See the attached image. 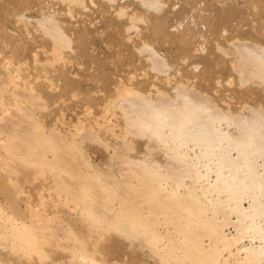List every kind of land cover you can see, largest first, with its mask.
I'll return each instance as SVG.
<instances>
[{
  "label": "rangeland",
  "instance_id": "obj_1",
  "mask_svg": "<svg viewBox=\"0 0 264 264\" xmlns=\"http://www.w3.org/2000/svg\"><path fill=\"white\" fill-rule=\"evenodd\" d=\"M75 1L53 0L49 1L52 2L49 6L45 0H0V121L2 122L0 123L2 124L0 125V164L9 170L10 177L5 183L10 182L9 185H12L10 189L13 196L10 199L5 198L4 189L6 185L1 184L3 175L0 174L1 224L10 225L13 223L21 228L26 224L27 227L25 226L23 229H26L25 231L31 238L34 237L31 239L32 243H28L29 248L27 245V248L24 249L25 254L21 253L23 256L20 254L18 259L13 258L9 252L0 253V264H82L84 262L80 263L73 257V251L76 248L78 249L75 252L80 254L81 252L78 251L81 250L86 254L84 255L88 264L93 261H97L98 264H164L167 260L162 262L164 260L160 258L166 257L165 254L168 250L166 248H169L166 247V244L169 246L170 241L168 232H165L166 227L169 226L163 223L166 222L167 215L160 208L151 209V221L154 222L152 225L155 230L158 229L156 232L159 235L155 232L157 235L151 234V236L153 235L152 239L145 237L147 240H154V236H159L157 238L161 241L152 243L156 248L146 246L144 242L146 239L143 237L139 238L140 243L138 245L135 244L128 234L120 232L112 225H107V222L104 221L110 222V220L103 219V213L98 219L99 221L93 217L91 220V216L88 217L86 213L96 208L90 207L91 205H88L90 202L86 203L88 200L82 198L80 200L78 195L75 198V192L65 188L66 184L61 182L63 176L58 174V171L63 167L62 165L60 169L57 166L58 168L55 170H50L52 163L49 166V161L52 162L53 155L50 153L44 155L49 162L48 164L43 159L44 157L42 158V153V155L38 153L39 156L36 153L31 155L34 157L35 154L43 161L45 160L47 165L39 158L38 161L36 157V161H33L34 159L31 157L32 160L30 158L29 160H17L10 156L5 148L9 135L5 129H2V126L6 121L7 123L10 122L11 117L13 120L14 118L18 120L21 117L26 118L25 120L29 119L30 125L34 124V127H38L39 131L41 129L46 135L51 132L55 136H53V141H57L56 138L58 139L57 142L62 139L60 141L68 147L70 155L80 158L81 174L92 177L100 173H110L112 181L119 180V182L124 183L130 178L128 179V175L124 176L122 171H130L131 168L129 169V167L133 163L132 159H134L133 167L139 170L141 175L138 174L137 176V172L131 178V182L134 184L131 189H134L133 192L130 191L132 194L137 193V189L145 181V177L141 178L147 177L149 172L148 181L154 177L150 181L155 185L159 184V188L166 186V188L162 187L163 189H161L170 193L171 188H176L171 178L172 174L180 172L186 175L187 172L188 174L190 172L193 177L195 176V180L193 182L188 181L189 183L186 184L188 187L186 185L179 187L180 190L175 191L179 192L177 195L188 193L189 189L197 191V196L200 197V205L209 206L205 213L207 218H210L211 215L214 216L213 212L218 213L216 220L222 223L220 228L223 233L226 232L228 235L243 238L238 246H250V244L263 246L264 239L259 235L261 234L260 229L264 226L263 219L259 215L260 219L258 216L256 217L257 214L252 215V218H246L245 224L243 225L244 222H242L241 225L245 230L241 232L243 236L238 231L240 226L236 225L241 220H238V213L232 208L238 200L245 208L246 212L244 213H253L252 210L257 204L260 201L264 202V197L259 198L260 193L255 194L256 190L253 191V188L245 186V189H248L244 193L242 191V194L239 193L241 195L238 194L237 199L233 201L226 192L219 193V187L228 186L224 181L219 180L220 185L217 176L219 177L224 172L221 176L230 180L232 175L238 174L232 170H235L236 164V166H241L244 163L243 154H238L239 147L242 144L243 147L244 145L247 146L248 143L246 145V143L241 142L237 136L246 135L248 133L246 129H249L250 134L255 137L258 134L261 135L259 137H262L261 139L254 138L257 141L254 144L256 146L254 149L257 148V143L259 146L256 150L259 151L261 146L264 149V113H261L264 110V0H237L242 6L239 8L236 4L233 5V7L236 6L234 7L235 11L227 18L226 22L220 25L219 29L220 32L224 26L230 28L229 32H223L228 34L227 38L229 39L226 37L221 39L219 46L217 45L213 49L211 46L215 42L214 39L210 45H207L205 49L208 50V53L205 55H210L211 63L202 61L198 71L191 68L193 64L197 63V33L192 30L187 31L186 36L189 42L188 46L185 47L183 44L175 42L178 38L173 40L172 37L159 34L154 22L158 19V14L163 13L167 16L165 21L167 29H174L173 25L170 26L174 20L177 17L182 18L190 9H194L199 0H186L184 7L176 10L177 12L171 10L172 0ZM120 8H126L128 13L125 12L124 14ZM254 22L258 24V30L263 33L260 37L256 34L249 35L251 31L249 29ZM235 26H239V31L235 30L234 32ZM174 33L179 36L178 31ZM250 41H253L252 44H247ZM183 58L184 60L190 59V62L194 60L195 63H183ZM205 64L207 67L204 70ZM126 93H133L139 97L138 108L126 98ZM197 94L199 97L201 96L200 101L199 98L196 99ZM170 98L171 105L169 103V106L171 108L169 110L171 112L166 111L168 117L162 122L161 127L163 129L160 128L161 132L158 134L154 127L145 122L144 116L147 117L148 114L143 113V110L151 112L158 108L161 109L165 107ZM193 99L198 100L197 102L201 104L200 108L206 112L205 114L197 113L193 116L194 119L189 118L185 126L187 129L184 128L189 131L185 132L179 129L182 114L178 115L176 111L177 108L183 106V100L184 103L186 100L185 104H187L194 103ZM143 104L147 105L148 110ZM152 105L156 106L152 107ZM157 106H161V108H157ZM16 111H19L20 115ZM8 113H11V116ZM12 113L17 115L13 114V116ZM7 115L10 116V119L6 117ZM16 117L19 118L16 119ZM29 120L27 121L29 122ZM31 122L33 123L31 124ZM7 123L5 125H8ZM239 131H241V135ZM198 132H200V138L210 137L215 133L219 134V137L209 148V146H204L196 140L195 135ZM260 140H262L261 143H259ZM262 149L261 153L255 150L259 154L254 155L255 157L252 159L254 163L256 162L253 163L255 169H258L260 173H264V152ZM178 153H181L186 159L183 161L178 158L179 160H177L175 155ZM225 156L229 160L237 159H234V162L237 163H234L233 168L225 166L226 170L221 169V160H224ZM127 160L131 163L129 164ZM40 161L43 163L40 164ZM135 161H141L142 164L137 163L138 168H136ZM43 164H45L44 167ZM63 168L66 169L67 167L64 166ZM186 169L188 170L186 171ZM243 169L244 172H241ZM66 170L73 173L74 169L68 167ZM242 170H240L241 173L247 171L245 168ZM51 176L53 179L59 180L57 182L52 181L50 184L45 179L52 178ZM161 177L165 178L162 179ZM92 186L90 185V190L94 194L91 195L95 196L98 194L95 192L97 187ZM110 189L112 192L115 190L113 194L104 193V197L101 194L102 197L100 196L99 202L103 200L101 203L106 204L108 201L106 206L109 207L111 204L112 210L110 207L109 209L112 212L118 211L120 213L122 210L126 212L127 208L121 207L117 200L116 203L109 202L111 198L110 201H113V198L120 193L122 197L126 194L120 188L115 189L111 186ZM200 189L207 190L202 192L205 194H202ZM172 192L174 193V195L171 193L173 196L170 193H160L162 197H170L171 200L177 202L176 193ZM108 196L110 197L109 200ZM129 196H126L125 199L128 197L127 200H131ZM143 198L139 199L140 205L143 201L147 202L146 197L145 200ZM135 202H137L136 199ZM13 203L18 204L17 210H15ZM254 204L256 205L254 206ZM149 205V203H145L141 207L146 210L147 208L150 209ZM216 207L219 208L216 209ZM155 210H157L156 213ZM37 217L43 219V223L55 224L54 228L51 226L52 228L48 230L51 229L49 232L51 234L52 231L55 232L53 236L46 233L47 238L44 237L47 231H43L44 235L41 234L40 229L37 231L36 225H34ZM41 219L40 221H42ZM253 220L255 221L253 222ZM157 221L159 222L157 223ZM169 228L173 230V227ZM172 232L176 235V232ZM256 235L260 236L259 239ZM67 236L70 237V240L65 238ZM206 236L203 237L207 241L208 236L207 238ZM57 240L59 243L56 242ZM34 243L40 245V251L35 250L36 252H33L31 250L35 246ZM73 243H75L74 246ZM173 243L175 246L171 245V249L176 247L177 241ZM177 247L172 250L175 255L181 256L183 254L181 253L182 248ZM149 248L151 251L158 250L150 254L148 253ZM233 250H237L235 246ZM155 252L161 253V256ZM226 254L229 255L227 252L224 254L223 257L227 258L222 259L221 264H236L238 261L236 257L243 255H229V257ZM77 259H79V255ZM165 259L170 260L168 257ZM172 259L168 264H176V261ZM26 260H28L27 263ZM74 260L75 262H73ZM237 264L241 263L238 261Z\"/></svg>",
  "mask_w": 264,
  "mask_h": 264
},
{
  "label": "bare ground",
  "instance_id": "obj_2",
  "mask_svg": "<svg viewBox=\"0 0 264 264\" xmlns=\"http://www.w3.org/2000/svg\"><path fill=\"white\" fill-rule=\"evenodd\" d=\"M46 1V4H48L49 6H50V3H52V2H49V1H53V0H45ZM60 1V0H59ZM65 1H69V2H73V1H75V0H64V2ZM168 1V0H167ZM44 2V1H43ZM63 2V3H64ZM76 2V1H75ZM78 3V2H77ZM186 3V0H176V1H173L172 0V2H171V4H170V6H171V10L173 11V12H177L178 10H180V9H182L183 7H184V4ZM203 3V4H202ZM46 4H44L45 6H46ZM80 4V3H79ZM237 5L239 8L242 6L241 5V3H240V1H237V0H199V2L198 3H196V7L194 8V9H190L189 10V12L186 14V15H184L182 18H178L177 17V19H175L174 20V23H172L170 26H174V29H171L170 30V28L169 29H167V27H166V24H165V21L167 20V16L165 15V14H158V19L154 22V25H155V27L159 30V34H163V35H166L167 37H172L171 39H173V40H175V39H177L178 38V40H175V42H179V43H181V44H183L185 47L186 46H188V42L189 41H187L188 40V37L186 36V34H187V31L188 30H192L193 32H196L197 33V42H196V40H195V42H196V50H197V63H195V61L194 60H192L191 62H190V59H186V60H184V58H183V63H185V62H187V63H189V64H193V63H195V64H193V66L191 67L194 71H198V70H200L199 68H200V63L202 62V61H206V63H211V61H210V55H205V54H207L208 53V50H206L205 48L207 47V45H210V43L213 41V39H214V44L211 46V49H213L215 46H219V44H220V40L221 39H223V38H227V33L226 34H224L223 32L225 31V32H229V30H230V28H228V27H226V26H224L223 28H221V30H220V32H219V29H220V25L222 24V23H224V22H226V20H227V18L230 16V15H232L233 14V12L235 11V9H234V7H236V6H234L233 7V5ZM42 5H43V3H42ZM54 5V4H53ZM56 5V4H55ZM44 6V7H45ZM158 6H159V4H158ZM157 6V7H158ZM127 8V7H126ZM126 8H120V11L121 12H123L124 14H125V12H126V14L128 13V10H126ZM237 9V8H236ZM177 10V11H176ZM56 12H57V10H56ZM131 14V13H130ZM45 16V15H44ZM47 18V17H46ZM263 27V26H262ZM234 29V32H235V30H237V31H239V26H235V28H233ZM249 30H251L250 32H249V35H253V34H256V35H258L259 37L263 34L262 33V31H260V30H258V24H256V22H254L253 24H252V26H251V29H249ZM178 31V34H179V36L176 34V33H174V32H177ZM210 31H212L211 33H210ZM173 32V33H172ZM233 33V32H232ZM201 37H202V39H201ZM231 38V37H230ZM201 39V40H200ZM227 39H229V38H227ZM237 40V39H236ZM251 42H253V41H250V42H247V44L249 43V44H252ZM237 43V42H236ZM261 47V46H260ZM243 54V53H242ZM254 54V53H253ZM247 55V54H246ZM245 55V56H246ZM245 56H243V57H245ZM261 56H262V54H261ZM250 57V56H249ZM262 63V62H261ZM252 64V63H251ZM254 64V63H253ZM263 64V63H262ZM204 70L206 69V67H207V64H205L204 66ZM127 94V96H126V98H128L129 100H131L136 106L137 105H139L140 104V102H139V97L138 96H136L135 94H133V93H126ZM125 95V94H124ZM198 95V94H197ZM240 96H242V95H240ZM196 97V96H195ZM195 97H193L194 99H195ZM201 97V96H200ZM199 97V95H198V97L196 98V99H198L199 101H200V98ZM190 98H192V97H190ZM187 99V98H186ZM193 99V101H195ZM245 99V98H244ZM192 100V99H191ZM197 100V101H198ZM197 101H195L194 103H187V104H185L186 103V100H185V103H184V100H183V103H182V105L183 106H181V108L179 107V108H177L178 110L176 111V114H182V116H181V119H180V126H179V129H181V130H184L185 132H188L189 130H185V129H187V128H185V126L187 125L186 124V122H187V120L189 119V118H195V117H193V116H195V115H197V113H199V114H205V112L206 111H204L203 109H201L200 108V106H201V104H199ZM166 102V101H165ZM164 102V103H165ZM169 103H170V105H171V98H170V100L168 99L167 100V102H166V104H165V107H163V108H161V106H157V108L158 107H160L161 109H157V110H153V111H151V112H146V110L144 111L143 110V113H145V114H148V116L147 117H145L144 115V119H146V121L145 122H147V124H149L150 126H152V127H154L155 128V131H156V133L158 132V134H159V132H161V130H160V128H162L161 127V125L163 124L162 122H164L165 121V118L166 117H168L167 116V112L166 111H168L171 107L169 106ZM200 103H202V102H200ZM142 104V103H141ZM181 104V103H180ZM145 104H143V106H144ZM177 105V104H176ZM146 106L147 105H145L144 107L146 108ZM150 105H148V107H149ZM154 106H156V105H154ZM153 105H152V107H154ZM177 106H179V105H177ZM247 106V105H246ZM245 106V107H246ZM244 107V108H245ZM136 108H138V106L136 107ZM141 108V107H140ZM150 108H151V106H150ZM251 108H253V107H251ZM143 109V108H142ZM147 109V108H146ZM174 109V108H173ZM261 109V108H260ZM137 110V109H136ZM148 110V109H147ZM251 110V109H250ZM253 111H254V109H252ZM261 110H263V108L261 109ZM174 111H175V109H174ZM259 111V110H258ZM257 111V112H258ZM17 112V111H16ZM15 112V113H16ZM19 112V111H18ZM17 112V114H19ZM169 112H171L170 110L168 111V113ZM173 112V111H172ZM15 113H12V115L14 114V115H17V114H15ZM141 113V112H140ZM261 113L263 114L264 113V110H263V112L261 111ZM8 114H10V116H11V113H8ZM175 114V115H176ZM13 115V116H14ZM20 115V114H19ZM177 115V116H178ZM10 116H6L7 118H9L10 119ZM140 116V115H139ZM19 117H21V116H19ZM19 117H16V119H18ZM7 118H5V119H7ZM14 118V117H13ZM141 118V117H140ZM9 119H7V120H9ZM26 118H24V117H21V118H19L18 120H15V118H14V120L12 119V117H11V120H9L10 122H8L7 123V121H6V123L8 124V125H3L2 127V129H5V131L6 132H8V134L7 135H9L8 136V142L6 143V145H5V148H6V150L8 151V153L10 154V156H12L13 158H15V159H17V160H22V159H25V160H29V158L31 157V158H33L34 160L33 161H36L35 160V157H36V159H38L39 157V154L38 153H42L43 154V156H42V158L43 159H45V154H51V155H53L52 157H53V160H52V157H50V160H52V162L51 161H49L48 162V160H47V158L45 159L46 160V162H47V164L49 163L50 165L49 166H51V163H52V168H50V170H55V168H58L57 166H59V169L61 168L60 166L62 165L63 167L65 166V167H67L66 169H68V167H69V169H71L72 168V170H73V173H70V172H67L68 170H66V169H64L63 167H62V169H64V170H59L58 171V174L59 175H61V176H63L62 177V179H61V182H63L62 184H66L65 186V188H67V189H72V191L73 192H75V198H76V195H78L79 197V199L81 200V198L82 199H85L87 202L86 203H88V202H90V204H88L90 207H95L96 209L94 210H91V211H88V213H86L87 212V210H86V214H88V217L89 216H91V220H92V217H93V219H95L96 221L98 220V219H100V216H101V214L103 215V219H105V220H110V222H112V223H110L109 221H104L107 225H112L114 228H116L117 230H119L120 232H124V233H126V234H128L130 237H131V239H133L134 240V243L135 244H139L140 243V239L139 238H141V237H143L144 239H146L144 242L146 243V246H151L152 248H156V246H153L152 245V243H155V242H157V241H161V239H159V238H157V237H159V236H154L153 238H154V240H147V238H145V237H150L151 239H152V236H151V234H155V232H156V230L158 231V229H154L155 227H153V223H152V221H151V215H152V208H160V210L162 209V211H164L165 213V215H167L166 216V222L164 221L163 223H165L167 226H169V227H173L172 229L173 230H171L169 227H166V229H165V232H168L167 234H168V239L170 240H168L169 241V243H168V245L169 246H167V244H166V247H169V248H166V249H168L167 250V253L165 254L164 252V254H165V258H170V260L169 261H171V259L172 258H175L174 260L176 261V264H221L222 263V259H226L227 257H223L224 256V254L227 252L229 255H236L237 256V254L239 255V254H243L242 256L241 255H239V256H237L236 257V259L238 258V261H239V263H241V264H264V245L263 246H260V244L258 245V246H253V245H255V244H250V246H238V244L240 243V240L241 239H243V238H241L240 239V237H238V236H234V235H228V234H226V232L225 233H223V231H222V229L220 228V227H222L221 225H222V223L220 222V221H218V220H216V218H217V214L218 213H216V212H213V215L214 216H210V218H207L208 216H206L205 215V213H206V211H208V208H209V206L208 205H200L201 203H200V197L198 198V196H197V194L198 193H196L197 191H195V190H190L189 189V191H188V193H182V194H179V195H177V193H179V192H175V191H178V189L180 190V188L179 187H181V186H183L184 187V185H186V184H188L189 182L188 181H192L193 182V180H195L194 179V177L192 176V174L189 172V174H188V172H187V174L185 175L184 173L182 174V173H180V172H177V174H172V176H171V178L173 179V183L176 185H173V186H175L176 188H171L172 189V191H174L175 193H176V196H177V202H174L175 200H171V198L169 197V198H164V197H162V194L161 193H163V192H165L164 190H162L163 188H166V186H161V188H159L160 187V185L158 184V185H155L153 182H151L150 180H152V179H150L149 181H148V176L150 175V172L148 173L149 175L146 177V176H143L141 179H143L144 177H145V181L144 180H142V181H144L142 184H141V186L137 189V186H136V189H137V193H133L132 194V192H133V190H131L132 189V187H133V183L131 182V178L132 177H134L135 176V174L138 176V174H140L141 172L139 171V170H136L134 167H133V165H134V159H132L133 161V163L131 164V166L129 167V164L131 163H129V161L127 160V162L129 163L128 164V167H129V169H130V171L129 170H127V171H122V174L124 175V176H126V175H128L127 177H128V179L130 178V180H127L126 182H119V180L117 181V180H114V181H112V176H111V174L110 173H100V174H98L97 176H89V175H86V174H81V172H82V170L80 169L82 166H80V161H79V159H78V156L77 157H75V156H73V155H70V152H69V149H68V147L62 142V141H60V140H62V139H59V142H57L58 141V139L56 138V140L57 141H53V138L55 137L51 132H50V134H48V135H46L43 131H41V129H40V131L38 130L39 128L38 127H34V124L33 125H30V120L29 119H27V120H29V122L27 121V120H25ZM134 120V119H133ZM27 121V122H26ZM131 121V120H130ZM0 123H2L1 121H0ZM33 122H31V124H32ZM0 125H2V124H0ZM246 128H247V122H246ZM249 125V124H248ZM263 125V124H262ZM36 126V125H35ZM1 127V126H0ZM242 127H243V125H242ZM251 127V126H250ZM249 127V128H250ZM38 128V129H37ZM185 128V129H184ZM239 128V127H238ZM254 128V127H253ZM163 129V128H162ZM251 130H252V128H250ZM240 130V129H239ZM247 131H248V133L250 134V130L249 129H246ZM246 130H244V131H246ZM264 130V129H263ZM253 131H254V129H253ZM252 131V132H253ZM5 132V133H6ZM163 132V131H162ZM237 132H238V130H237ZM240 132L241 131H239V134H240ZM242 132H243V128H242ZM256 132V131H255ZM259 132H260V130H259ZM244 133H246V132H244ZM246 134V135H242V136H237L238 138H239V140L241 139V142H243V143H246V145H247V143H248V145L247 146H245L244 145V147L242 146V145H240V147H239V153L238 154H243V159H244V165L242 164L241 166L239 165V166H236L237 164V162H234L235 160H237V159H230L229 160V158H227L228 157V155L230 154H228V155H226L225 156V159L224 160H221V162L219 161L220 159L219 158H217V159H219L218 161L221 163H219L220 165H221V169L222 168H224L225 166L227 167V166H229L228 168H233V166H234V163L236 164L235 166H234V169L236 170H232V172L234 171V173H238L237 175H232V178H230V180H228V179H226V178H224V176L222 177L221 175L224 173V172H222V174L221 175H219V177L217 176V178H218V182H219V180H221V181H224L226 184H227V186L228 187H219V193H221V192H226L227 193V195L229 196V198L230 199H233V201H235L236 199H237V197H238V194L239 193H241L242 194V191H243V193H244V191L245 190H247V189H245L246 187H249V188H253V191L254 190H256L254 193L256 194V193H260V195H259V198L260 197H264V173H260V171H258V169L256 170L255 169V163L253 162V157H255L254 155H257V153L259 152V153H261V149H262V146H261V148H259L260 150L258 151V150H256L257 148H258V143L256 144L257 145V148L256 149H254L256 146L254 145L257 141H256V139H258V138H262V137H259V136H261V135H259L258 134V136L257 137H255L254 135H252V134ZM261 133V132H260ZM162 134V133H161ZM242 134V133H241ZM240 134V135H241ZM262 134V133H261ZM219 134H217V133H215V134H213V135H211L210 137H203V138H200V132H198V134H196L195 135V137H196V140H198L199 142H201V144H203L204 146L205 145H207V146H209V148H210V146L212 145V143L215 141V140H217L218 139V136ZM257 135V134H256ZM54 136V137H53ZM222 136V135H221ZM263 136V135H262ZM225 137H226V135H225ZM236 137V136H235ZM237 138V139H238ZM254 138H256V139H254ZM264 138V137H263ZM228 139V138H227ZM264 140V139H263ZM229 141V140H228ZM231 141H233V140H231ZM261 141L262 140H260L259 141V143H261ZM238 142V141H237ZM240 141H239V143H241ZM263 143V142H262ZM264 144V143H263ZM42 145V146H41ZM44 145V146H43ZM261 145V144H260ZM255 146V147H254ZM212 147V146H211ZM245 148H247V149H245ZM44 151H43V150ZM40 150H42V152H40ZM255 150L256 151H258L257 153L255 152ZM246 152V153H245ZM262 152H264V149H262ZM33 153H36V155H38V156H35V154H34V157L33 156H31ZM237 153V152H236ZM258 153V154H259ZM41 154V155H42ZM227 154V153H226ZM231 155V154H230ZM229 155V157H231ZM185 156H187L186 154H185ZM222 156V155H221ZM259 156V155H258ZM175 157L177 158V160H179L178 158H180V159H182L183 161H184V159H186L184 156H182L181 155V153H178V155H175ZM236 157V156H235ZM30 158V160H32ZM223 158H224V156H223ZM238 158V157H237ZM39 159H41V158H39ZM39 159H38V161H39ZM127 159V158H126ZM228 159V160H227ZM255 160H256V158H254ZM45 160L43 161L42 159H41V161H43V162H45ZM254 160V161H255ZM39 162L40 164L41 163H43V162ZM46 162H45V164H46ZM55 162V163H54ZM58 162V163H57ZM136 162V161H135ZM124 163H126V162H124ZM137 163H140V164H142V162L140 161V162H136V168H138L137 167ZM178 163H180V162H178ZM254 163V164H253ZM45 164H43V167H44V165ZM46 164V165H47ZM54 164V165H53ZM127 164V163H126ZM181 164H182V162H181ZM145 165V164H144ZM187 165V164H186ZM205 165V164H204ZM263 165H264V163H263ZM54 166V167H53ZM149 166H151V165H149ZM188 166V165H187ZM46 167H48V166H46ZM45 167V168H46ZM71 167V168H70ZM123 167V166H122ZM190 167V166H189ZM123 168H125V167H123ZM122 168V169H123ZM142 168V167H141ZM178 168V167H177ZM220 168V167H219ZM242 168H245V170H247V171H245L246 173H241V172H244V169L242 170ZM148 169V168H147ZM151 169V168H150ZM149 169V170H150ZM152 169H154V168H152ZM179 169V168H178ZM189 169V168H188ZM188 169H186V171L188 170ZM225 170H226V168H224ZM41 170V169H40ZM47 170V169H46ZM45 170V171H46ZM49 170V171H50ZM141 170V169H140ZM177 170V169H176ZM240 170H242L241 172H240ZM66 171V172H65ZM84 171V170H83ZM143 171V170H142ZM181 171H183L184 172V170H181ZM42 172H43V169H42ZM53 172V171H52ZM56 172V171H55ZM62 172V173H61ZM87 172V171H86ZM146 172V171H145ZM157 173H158V171H156ZM176 172V171H175ZM248 172V173H247ZM49 174H50V172H48ZM61 173V174H60ZM147 173V172H146ZM186 173V172H185ZM220 173V172H219ZM0 174L1 175H3V177H2V179H1V184L3 185V184H5L6 185V188L4 189V193H5V198L6 199H10L11 197H13L12 196V194H11V189L10 188H12V185H9V183L10 182H7V183H5L6 182V180L10 177L9 176V170L5 167V166H3V165H1L0 164ZM44 174V173H43ZM42 174V175H43ZM52 175H53V173H51ZM55 174V173H54ZM58 174H56V175H58ZM87 174H89V173H87ZM142 174H143V172H142ZM152 174V173H151ZM163 174V173H162ZM197 174V173H196ZM40 175H41V171H40ZM40 175H39V178H40ZM56 175H54V176H56ZM141 175V174H140ZM147 175V174H146ZM161 175V174H160ZM218 175V174H217ZM61 176H59V177H61ZM136 176V177H137ZM159 176V175H158ZM168 176V175H167ZM231 176V175H230ZM234 176V177H233ZM47 177V176H46ZM52 177V176H51ZM91 177V178H90ZM127 177L125 178V180L127 179ZM151 177V176H150ZM166 177V176H165ZM165 177H163V178H165ZM43 178V177H42ZM119 178H120V176H119ZM162 178V177H161ZM162 178V179H163ZM170 178V177H169ZM123 179V178H122ZM138 179V178H137ZM141 179H139V180H141ZM44 180V179H43ZM45 180H48V183H50L51 184V182L52 181H58L59 179H53V177L52 178H49V179H45ZM166 180V179H165ZM217 180V179H216ZM122 181H124V180H122ZM156 181V180H155ZM158 181V180H157ZM163 181V180H162ZM161 181V182H162ZM213 181H214V179H213ZM60 182V183H61ZM138 182V181H137ZM140 182V181H139ZM188 182V183H187ZM216 182V181H215ZM54 183V182H53ZM224 183V184H225ZM56 184V183H55ZM167 184V183H166ZM191 184V183H190ZM219 184L221 185V183L219 182ZM223 184V185H224ZM90 185H93L94 187H97L96 189L98 190H96L95 188V192H97L98 194L96 195L95 194V196H93V195H91L92 193L94 194V192L93 191H91L90 190ZM162 185V184H161ZM165 185V184H164ZM222 185V186H223ZM51 186V185H50ZM92 186V187H93ZM111 186H113V187H115V189H117V188H120V190L124 193V194H126L124 197H122L121 196V193H120V195H116V196H118V197H116L115 196V198H113V201H110L111 199H110V197L108 196V200H109V202L110 203H112V202H119L121 205V207H124V208H127V210H125L126 212H124L123 210L119 213L118 211L115 213L114 211L112 212L111 210H112V206H111V204H110V208H111V210L109 209V207L108 206H106V204H107V202H106V204H103V203H101V202H99V200H101L100 199V196H101V194H102V196L104 197V193H106V194H113V192L115 191V190H113V192H112V190L110 189L111 188ZM187 186V185H186ZM246 186V187H245ZM188 187V186H187ZM212 187V186H211ZM215 187V186H214ZM216 187H217V185H216ZM140 189V190H139ZM170 189V188H169ZM185 189H187V188H185ZM207 189H209V188H207ZM206 189V190H207ZM138 190L140 191V193L138 192ZM163 192H162V191ZM201 190V189H200ZM205 190V191H206ZM216 190H218V189H216ZM252 191V189H249V191ZM116 191H118V190H116ZM130 191H132V192H130ZM171 191V193L174 195V193ZM182 191V190H181ZM204 190H201V193L202 192H205ZM161 192V193H160ZM208 192V191H207ZM223 192V193H224ZM116 193H118V192H116ZM116 193H114V194H116ZM166 193H170V192H165V193H163V194H166ZM170 193V194H171ZM119 194V193H118ZM124 194H122V195H124ZM130 196H129V195ZM170 194H167L168 196L170 195ZM171 194V196H173ZM202 194H205V193H202ZM241 194H239V195H241ZM59 195V194H58ZM67 195V194H66ZM90 197H89V196ZM99 195V196H98ZM246 195H247V193H246ZM92 196V197H91ZM101 196V197H102ZM111 196V195H110ZM126 196H129V198L131 197V200H127V198L125 199V197ZM140 196H143L145 199H146V201L147 202H145V201H143L144 202V204H143V202H142V205H145V203H149L150 205H149V208L150 209H148L147 208V206H146V210H145V208L143 209L141 206L142 205H140L139 203H141L140 201H139V199L140 198H143V197H140ZM166 196V195H165ZM207 196V195H206ZM214 196V195H213ZM219 196V195H218ZM244 196V195H243ZM256 196V195H255ZM254 196V197H255ZM64 197V196H63ZM67 197V196H66ZM71 197V196H70ZM112 197V196H111ZM140 197V198H139ZM249 197V196H248ZM68 198V197H67ZM66 198V199H67ZM143 198V200H145ZM175 198V197H174ZM210 198V197H209ZM208 198V199H209ZM218 198V197H217ZM257 198H258V196H257ZM256 198V199H257ZM62 199V198H61ZM79 199H77V200H79ZM135 199L137 200V202H135ZM148 199V200H147ZM211 199V198H210ZM235 199V200H234ZM240 199V198H239ZM254 199V198H253ZM117 200V201H116ZM212 200V199H211ZM221 200H223V199H221ZM226 200V199H225ZM229 200V199H228ZM264 200V199H263ZM210 201V200H209ZM220 201V200H219ZM257 201V200H256ZM255 201V202H256ZM58 202V201H57ZM79 202H81V201H79ZM228 202V201H227ZM232 202V201H231ZM240 201H238V200H236V205L232 208L233 209V211H235V212H237L238 213V220H241L239 223H237L236 225L237 226H240V227H238V231H239V233L240 234H242L241 232H244L245 230H244V227H242L241 225H242V222H244L245 221V219L247 218L248 219V217H251L252 215H255V214H257L256 215V217L259 215L262 219H263V221H264V202H259L260 203V206H259V203L257 204V206L254 208V210H252L253 211V213H244V212H246L245 211V208L241 205V203H239ZM55 203V202H54ZM114 203V204H115ZM136 203V204H135ZM215 203V202H214ZM229 203V202H228ZM14 204V207H15V210H17L18 209V204L17 203H13ZM63 204V203H62ZM114 204H112V205H114ZM210 204V203H209ZM221 204V203H220ZM224 204H225V202H224ZM256 204H254V206L256 205ZM65 205V204H64ZM108 205V204H107ZM123 205V206H122ZM212 205V204H211ZM79 206V205H78ZM87 206V205H86ZM85 206V207H86ZM88 206V207H89ZM104 206H106V207H104ZM118 206V205H117ZM206 208H205V207ZM215 206H217V205H215ZM229 206V205H228ZM232 206V205H231ZM231 206H230V208H231ZM245 206V205H244ZM253 206V205H252ZM82 207H84V206H82ZM212 207V206H211ZM113 208H115L114 206H113ZM212 208H215V207H212ZM219 207H216V209H218ZM229 208V207H228ZM252 208V207H251ZM121 209V208H120ZM231 209V210H232ZM253 209V208H252ZM65 210V209H64ZM115 210H116V208H115ZM205 210V211H204ZM214 210V209H213ZM33 211H35V210H33ZM83 211H85V210H83ZM82 211V212H83ZM128 211V212H127ZM154 211V210H153ZM156 211L157 210H155V213H156ZM159 212V211H158ZM161 213V212H160ZM209 213V212H208ZM221 213V212H220ZM236 213V214H237ZM90 214V215H89ZM159 214V213H158ZM235 214V213H234ZM34 215H36L35 213H34ZM68 215V214H67ZM165 215H164V218H165ZM224 215V214H223ZM229 215H230V213H229ZM228 215V216H229ZM84 216H86V215H84ZM259 216H258V218H259ZM34 217V216H33ZM47 217V216H46ZM45 217V218H46ZM226 217V216H225ZM231 217V216H230ZM255 217V216H254ZM35 218V217H34ZM49 218V217H48ZM72 218V217H71ZM158 218V217H157ZM252 218V217H251ZM37 220L35 221V224L34 225H36L35 226V228L37 229V231H38V229H40L39 231H42L41 232V234H43L44 235V232L43 231H47V232H45V235H44V237L46 236V233L48 234L50 231H51V229H50V231H48L49 230V228H52L53 226L55 227V224L53 225V224H51V223H48V222H46L47 221V219L46 220H44L46 223H43V219H41L42 221H40V219H38V217L36 218ZM159 219V218H158ZM157 219V220H158ZM218 219V218H217ZM229 219H231V218H229ZM254 219V218H253ZM260 219V218H259ZM32 220V219H31ZM94 220V221H95ZM102 220V219H101ZM163 220H165V219H163ZM211 220H213V221H211ZM224 220V219H223ZM237 220V221H238ZM250 220V219H249ZM50 221H51V219H50ZM74 221H75V219H74ZM93 221V222H94ZM99 221V220H98ZM103 221H102V224H104L103 223ZM154 221V220H153ZM227 221V220H226ZM233 221V220H232ZM231 221V222H232ZM236 221V222H237ZM255 220H253V222H254ZM257 221V220H256ZM52 222V221H51ZM92 222V223H93ZM108 222H109V224H108ZM159 221H157V223H158ZM161 222V221H160ZM235 222V223H236ZM34 223V222H33ZM100 223H101V221H100ZM224 223V222H223ZM256 223V222H255ZM254 223V224H255ZM259 223V222H258ZM262 223V222H261ZM95 224H98L97 222H95ZM159 224H161V223H159ZM229 224V223H228ZM233 224V223H232ZM245 224V222L243 223V225ZM248 224V223H247ZM250 224H252V222L250 221ZM58 225V224H57ZM74 225V224H73ZM78 225V224H77ZM225 225H227V224H225ZM26 226V224L24 225V227ZM29 226V225H28ZM52 226V227H51ZM59 226V225H58ZM85 226V225H84ZM161 226V225H160ZM235 226V225H234ZM249 226V225H248ZM23 227V228H24ZM27 227V226H26ZM53 227V228H54ZM57 227V226H56ZM223 227H224V225H223ZM257 227V226H256ZM23 228H21V227H19L17 224H13V223H11L10 225H6V224H1V216H0V253H4V252H9L10 254H11V256L13 257V258H16V259H18L19 258V256H20V254L22 253V254H25L24 253V249L25 248H27L26 246L28 245V243H32V240L31 239H33L34 237H30L29 235H28V233L25 231L26 229H23ZM30 228V227H29ZM157 228V227H156ZM168 228L170 229L169 231H168ZM237 228V227H236ZM259 228H261L260 226H259ZM31 229V228H30ZM58 229V228H57ZM69 229V228H68ZM175 229V230H174ZM53 230V229H52ZM55 230H56V228H55ZM59 230H60V228H59ZM63 230V229H62ZM65 230V229H64ZM78 230V229H77ZM88 230V229H87ZM167 230V231H166ZM35 231V230H34ZM58 231V230H57ZM56 231V232H57ZM68 231V230H67ZM172 231H174V232H176V235L172 232ZM32 232V231H31ZM54 231H52V234L51 233H49V236H50V234L53 236L54 234H55V232L53 233ZM61 232V231H60ZM59 232V233H60ZM63 232H65V231H63ZM228 232V231H227ZM247 232V231H246ZM260 232H261V234H259L260 236H261V238L262 239H264V226L260 229ZM27 233V234H26ZM35 233V232H34ZM66 233V232H65ZM68 233H70L69 231H68ZM67 233V234H68ZM79 233V232H78ZM157 233V232H156ZM238 233V232H237ZM247 233H249V232H247ZM251 233V232H250ZM63 234V233H62ZM80 234V233H79ZM158 234V233H157ZM157 234H155V235H157ZM166 234V235H167ZM34 235V234H33ZM39 235H40V233H39ZM70 235V234H69ZM68 235V236H69ZM72 235V238H73V233L71 234ZM81 235V234H80ZM125 235V234H124ZM159 235V234H158ZM165 235V236H166ZM204 235H207L208 236V238H207V236H206V238H207V241L205 240V238L203 237ZM243 235V234H242ZM248 235V234H247ZM64 236V235H63ZM66 236V235H65ZM65 237V238H69V240H70V237ZM164 236V235H163ZM164 236V237H165ZM241 236V235H240ZM244 236V235H243ZM243 236H241V237H243ZM251 236V235H250ZM257 236V235H256ZM259 236V237H260ZM47 237V236H46ZM167 237V236H166ZM258 237V236H257ZM259 237H258V239H259ZM30 238V239H29ZM36 238V237H35ZM48 238V237H47ZM57 238V237H56ZM55 238V239H56ZM59 238V237H58ZM71 238V239H72ZM77 238H79V237H77ZM246 238V237H245ZM44 239V238H43ZM60 239V238H59ZM58 239V240H59ZM159 239V240H158ZM252 239H254V238H252ZM257 239V240H258ZM29 240H31L30 242H29ZM46 240V239H45ZM52 240V239H51ZM58 240L56 241V242H58ZM78 240V239H77ZM43 241V240H42ZM75 241V240H74ZM81 241V240H80ZM164 241V240H163ZM175 241H177V243L179 244H177L176 243V247H177V245H178V247L181 249L182 248V252L181 253H183L181 256H178V255H175V253H174V251L172 250V249H175V248H172L171 249V245L172 246H175L174 245V243L173 242H175ZM242 241V240H241ZM255 241V240H254ZM259 241V240H258ZM263 241V240H262ZM39 242V241H38ZM45 242V241H44ZM27 243V244H26ZM59 243V242H58ZM163 243V242H162ZM261 243V242H260ZM264 243V242H263ZM54 244V243H53ZM79 244V243H78ZM85 244V243H84ZM31 245V244H30ZM33 245H35V243L33 244ZM37 245V244H36ZM34 246L33 248H31V250L34 252L35 250L37 251H40V248H39V246L40 245H37V246ZM56 245V244H55ZM54 245V246H55ZM59 245V244H58ZM60 245H61V243H60ZM60 245H59V247H60ZM75 245V243H73V246ZM156 245V244H155ZM159 245V244H158ZM9 246V248L7 249V247ZM53 246V247H54ZM64 246V245H63ZM66 246H68V245H66ZM236 247V249L237 250H235L236 251V253H235V251L233 250V247ZM38 249H37V248ZM71 247V246H70ZM77 247V246H76ZM83 248L85 247V246H82ZM150 247V248H151ZM177 247V248H178ZM28 248H29V245H28ZM35 248V249H34ZM68 249H70L69 248V246L67 247ZM74 248V247H73ZM72 248V249H73ZM83 248H82V250H83ZM149 248V252L148 253H150V254H153L154 252L153 251H157L158 249H156V250H153V251H151V249ZM34 249V250H33ZM76 249H78V248H76ZM76 249L73 251V257L76 259V260H78L80 263H82V262H84L85 264H88L87 263V260H86V254L85 253H83L81 250H79L78 252H81L80 254L79 253H77V252H75L76 251ZM80 249V248H79ZM87 249V248H86ZM86 249L84 250V252L86 251ZM179 249V250H180ZM22 250H23V252H22ZM178 250V251H179ZM35 251V252H36ZM37 251V252H38ZM161 252H162V250H161ZM26 253H27V251H26ZM42 253V252H41ZM41 253H40V255H41ZM156 253V252H155ZM163 253H162V255H163ZM21 254V256H23ZM30 254V253H29ZM85 254V255H84ZM157 254V253H156ZM160 256H161V253H158ZM157 254V255H158ZM33 255V254H32ZM38 255V254H37ZM78 255H79V259H77L78 258ZM158 255V256H159ZM229 255H227L226 254V256H229ZM42 256V255H41ZM164 256V255H163ZM232 256V257H233ZM25 257V256H24ZM230 257V256H229ZM30 258V257H29ZM33 258H34V256H33ZM37 259H39L38 257H36ZM69 258H70V255H69ZM73 258V259H74ZM165 258H160V259H162V260H164V261H162V262H165V260H167L168 261V259H165ZM234 258V257H233ZM26 259V258H25ZM93 259V258H92ZM24 260V259H23ZM22 260V261H23ZM173 260V259H172ZM173 260V261H174ZM232 260V259H231ZM27 261L28 260H26V263H27ZM33 261V260H32ZM37 261V260H36ZM90 261V260H89ZM166 261V263L168 264L169 263V261L167 262ZM238 261H236L237 263H238ZM73 262H75V260L73 261ZM94 262V263H93ZM91 264H98V262L97 261H93ZM235 262V263H236ZM24 263V262H23ZM33 263V262H32ZM84 263H82V264H84ZM90 263V262H89ZM166 263H164V264H166ZM174 263V262H173ZM228 263V262H227ZM236 263V264H237ZM36 264V263H35ZM100 264V263H99ZM175 264V263H174Z\"/></svg>",
  "mask_w": 264,
  "mask_h": 264
}]
</instances>
